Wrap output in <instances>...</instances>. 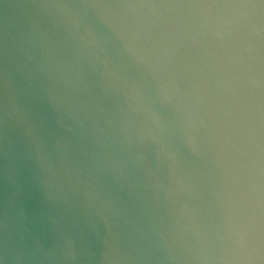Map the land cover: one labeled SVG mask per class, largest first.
<instances>
[{
  "label": "water",
  "instance_id": "water-1",
  "mask_svg": "<svg viewBox=\"0 0 264 264\" xmlns=\"http://www.w3.org/2000/svg\"><path fill=\"white\" fill-rule=\"evenodd\" d=\"M0 264H264V0H0Z\"/></svg>",
  "mask_w": 264,
  "mask_h": 264
}]
</instances>
